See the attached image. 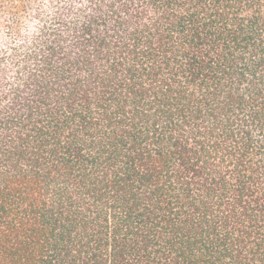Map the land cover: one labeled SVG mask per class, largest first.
<instances>
[{
	"label": "trees",
	"instance_id": "16d2710c",
	"mask_svg": "<svg viewBox=\"0 0 264 264\" xmlns=\"http://www.w3.org/2000/svg\"><path fill=\"white\" fill-rule=\"evenodd\" d=\"M0 264H264V0H0Z\"/></svg>",
	"mask_w": 264,
	"mask_h": 264
}]
</instances>
